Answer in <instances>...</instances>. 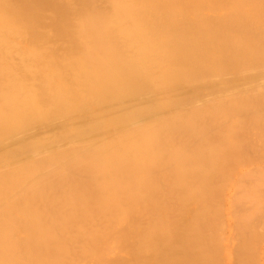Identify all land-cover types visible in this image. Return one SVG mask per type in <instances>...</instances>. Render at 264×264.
<instances>
[{
	"label": "bare ground",
	"instance_id": "bare-ground-1",
	"mask_svg": "<svg viewBox=\"0 0 264 264\" xmlns=\"http://www.w3.org/2000/svg\"><path fill=\"white\" fill-rule=\"evenodd\" d=\"M257 143L264 0H0V264H253Z\"/></svg>",
	"mask_w": 264,
	"mask_h": 264
},
{
	"label": "rangeland",
	"instance_id": "rangeland-1",
	"mask_svg": "<svg viewBox=\"0 0 264 264\" xmlns=\"http://www.w3.org/2000/svg\"><path fill=\"white\" fill-rule=\"evenodd\" d=\"M21 45L23 46V45H24V42H23V44H21ZM26 46H27V48L30 47V46H28V45H26ZM30 48H31V47H30ZM31 49H33V48H31ZM24 50H25V49H23V51H24ZM1 51H2V50H1ZM27 51H28L29 53H31L30 50L27 49ZM32 52H33V51H32ZM58 52H59V51H58ZM41 58H42V59H41ZM41 58L38 59V60H40V61L43 60L44 63H40V61H39V62L37 61L36 63H37V64L40 63L41 65H44V66L47 65L48 62L43 58V56H42ZM43 61H42V62H43ZM46 62H47V63H46ZM36 63H35V64H36ZM257 129H259V128H257ZM257 129H256V130H257ZM252 132H253V133H254V132L256 133L257 131L254 130V131H252ZM256 145H257V149H258L259 151H260V149H261L262 147H264V146H262L261 143H257ZM259 145H260V147H259ZM259 151H258V152H259ZM253 157H255V156H253ZM259 157H260V155H259ZM252 159H253V160H251V161H248V162H247V161H243V162H240V164H237V166H239L240 169L235 165V167H233V168H236L237 170L239 169V170H240V173H239L238 171L236 172V170L234 169V172H235V173H232V172H233V170H232V171H231V174H234L235 176L233 175V176L231 177V176L229 175V176L227 177L228 179L231 177L232 180H229V181H228V180L226 179L228 182L224 181V185H225V183H226V185H227V186L225 185L224 187H227L226 189H229V190H228L229 192H228L227 190H224V187H223V191H225L226 193L223 192V193L220 195L221 192H219V197H221V198L226 194V196H227L228 198H231L232 200H234V199L236 200V199H237L236 202H232V201H231L230 199H228V198H227V199H228V200H227V199L225 198L226 196L222 198L223 201L226 199V200H225V203H226V204H228L229 201H231L230 203H232V205H231L230 203H229V204H230L231 206H233L235 209H233V207H231L230 205H226V204H224L223 201H222V202L219 201L218 209L221 210V211H224V212H225V210H226L225 213H227V212L230 210V212H229V213H230L229 216H228V213H227V214H226V215H227L226 217H224V216H222V218L220 217V219H221L220 222H222L223 228H224V224H223V220H224V219H223V217H224L225 219L228 218V217H230V219L227 220V222L224 220L226 226H227V223L229 222L228 227L226 228V226H225V229H226V230H229V229L232 230V228H233V230H234V228H235L234 231L236 232V227H235V225L233 224V226H234V227H233L231 224H232V223H235V224H236L237 221H238L237 224L240 223V225H237V224H236V226H237V231H238L236 234H235V232L232 234L233 231H231V230H229L230 232L227 231V233H226V230H224V229L222 230V231H224V232L221 231V233H222L221 235H223L222 237H223L224 241H225L226 239H227V241H228V239H229V241H231V240L234 241L235 239H237V241H235L234 243H233V242H229V241L226 242L227 247H228V246L230 247V248H229L230 253H228V254H229L230 256H231V255H234V254H233V252H234L233 249L235 250V246H236V248H238L237 245H239V240H243L245 236H246V237H249V236H251V234L253 233L254 235H253V234H252V235L255 236L256 238H258V240H259V241L256 242L257 244H255V246H254V248H253V249H254V250H253V252H254V255H253V256H255L256 253H257V258H255L256 256L253 258V264H256V263H257V264H261V263L264 264V262H262V261H264V255H262V254H264V252H261V251H264V250H261V251H260L261 246H264V245H262V243H264V242H262V241H264V235H261L262 237L259 235V234H261V233H264V231H260L261 229H259V227H258L259 224H258V225H257V224L255 225V223H258V221H259V223L264 224V218H262V217H264V211H262V210H258L259 212L261 211V212L259 213L257 210L255 211V207H256V209H260V208H264V207H261V205H259V204H258V206H256V204H254V202H253V201H258L259 197H260V201H261V196H264V192H262V191H264V190L260 189L261 186H262V188H264V185H261V186H260V183H259L260 181L262 182V180H264V178H262V177H264V173H262V172H264V171H262V169H264V166L261 165V164H264V163H262V162H264V158H262V157L259 158V161H260V162L258 161V158H257V157H256V158H252ZM254 159H255V160H254ZM253 161H254V162L257 161V162H255L254 165H250V164H249L250 166L253 167L252 169L249 168V165H248V167H247V166H246V167L244 166L245 168H243V165H242V164H244V163H250V162H252V164H253V163H254ZM261 161H262V162H261ZM241 163H242V164H241ZM256 164H257V165H256ZM259 164H260V165H259ZM241 165H242V167H241ZM254 166H258V167H257V172L255 171V167H254ZM260 167H261V168H260ZM242 168H243V170H242ZM247 168L250 169L252 173H251V175H249V178H248V177H245L247 180L243 179V183L246 182L245 184H246L247 188H246L245 184H242V185H243V186L245 187V189H247V190H245V189H242V190H241V189H239L237 186H238V184L241 182L240 179L242 180V178L244 177L243 175L246 174V176H247V174L250 173V172H249L250 170H246ZM259 168H260L261 170H260ZM253 169H254V172H253ZM244 170H245V171H244ZM242 171H244V172H242ZM246 171H247L248 173H247ZM258 171H260V172L262 171V172H261V174L258 175V177L256 178V176H257L256 174L258 173ZM241 172L243 173V175H242ZM254 173H255V175H254ZM239 174H240V175H239ZM238 175H239V176H238ZM253 175H254V178H252V179H254V181H253V180L251 181L250 178H251ZM260 176H262V177H261V180L259 179V180H260V181H259V180H257V179L260 178ZM234 177L236 178V182H237L238 184H237L236 182L234 183V181H235V180H234V179H235ZM240 177H242V178H240ZM237 179H238V181H237ZM255 179H256V180H255ZM233 180H234V181H233ZM230 181H233V183H230V184L232 185V186H231L232 188L229 186V182H230ZM248 181H249V182H248ZM255 181H257V182H256L257 185H255L256 191H253V190H254V186H253V185H254ZM253 182H254V183H253ZM241 183H242V182H241ZM241 183L239 184V186H240V188H243V186L241 187ZM251 183H253V185H252ZM256 183H255V184H256ZM235 184H236V186L234 187ZM262 184H264V183H262ZM228 186H229L230 188H228ZM233 187H234V188L237 187V188L234 189ZM250 187H252V188L249 189ZM257 187H258V188H257ZM233 189H234V190H233ZM238 189H239V190H238ZM248 189H249V192H248ZM231 190H232V191H231ZM236 190H238V191H237L238 193L241 192V191H242L241 193H243V191H244V193H245L244 196H245V195H246V196L244 197L243 194H241V195L244 197V198H243V197L240 195V193L238 194V193L236 192ZM259 190H260V191H259ZM261 190H262V191H261ZM234 191H235L236 193H234ZM246 191H247V192H246ZM251 191H253V193H251ZM228 193L231 194V195L228 196ZM247 193H251V196H249ZM260 193H261V195H260ZM223 194H224V195H223ZM256 194H257V195L259 194V195L257 196ZM231 196H232V197H231ZM248 196H249V197H248ZM252 196H255V197H252ZM234 197H235V198H234ZM236 197H237V198H236ZM240 197H241V198H240ZM247 197H248V199H247ZM256 197H257V200H256ZM221 198H219V199L221 200ZM224 198H225V199H224ZM249 199H250L251 201L253 200L252 202H253L254 205H252V203L249 204V202H251V201H248V202H247V200H249ZM243 200H244V201H243ZM262 200H264V197H262ZM227 201H228V203H227ZM237 201H239V203H238ZM240 201H241V202H240ZM242 201H243V203H242ZM245 201H246V204L244 203ZM220 202H221V204H220ZM222 203H223L224 205H223ZM236 203L239 204V205L241 204L240 207H239V205L237 206ZM247 203H248V204H247ZM256 203H259V202H256ZM235 204H236V205H235ZM260 204H262V201H261ZM221 205L224 206V210H222L223 207H222ZM247 205H249V206L251 205L252 207H251V206H250V207H251L252 209L254 208V210L252 211L253 215H255V212H256V216H255L253 219H251V218L253 217V215L250 214V213H251V212H250L251 210L249 209L250 207H249V206L247 207ZM225 206H226V207H225ZM235 206H237V207H235ZM242 206H244V207L242 208ZM220 207H222V209H221ZM228 207H229V208L231 207L232 209H229ZM245 207H246V208H245ZM227 208H228L229 210H228ZM236 208H242L241 211H240V213H239V210H238V209H237L238 211L236 210ZM244 208H245V210H243ZM219 210H218V211H219ZM231 210H236V211H237V212H236V215L239 214V215H237L238 217L235 216V214H234L235 217L233 216V214H232V216H233V218H236V217L239 218L238 220H237V218H236V221H234L235 219L233 220V218H232V216H231V213H232L233 211H231ZM246 210H247V211H246ZM221 211H219V216H221V214H220ZM244 211H245V212H244ZM224 212H223L222 215L225 214ZM247 212H248V213L250 212V213L248 214ZM233 213H234V212H233ZM246 213H247V214H246ZM244 214H245V215H248V216L244 217V216H245ZM261 214H262V217H261L262 219L260 218ZM240 215H241L242 217H241ZM250 216H251V217H250ZM248 217H249V218H248ZM257 217H258V218H257ZM240 218H241V219L243 218V220H242L243 222L241 221ZM255 218H257L256 221H255ZM222 219H223V220H222ZM247 219H248V220H247ZM250 219H251L252 221H251ZM258 219H260V220H258ZM230 220H231V221H230ZM232 220H233V222H232ZM244 220H245V221H244ZM249 220H250V221H249ZM257 220H258V221H257ZM239 221H241V222H239ZM247 221H249V222H247ZM246 222H247V224H246ZM250 222L252 223L251 225H250ZM230 223H231V224H230ZM242 223H243L244 226L246 225V227H247V225H248V223H249V226L247 227V230H248V231L246 230L245 227H244L245 229H243V227H242V226H243ZM244 223H245V224H244ZM253 224H254V225H253ZM241 225H242V226H241ZM252 225H253V226H252ZM229 226H231V227L229 228ZM240 226H241L242 229L239 228ZM250 226H252V230H256L257 234H255V231L252 232V230H251V231L249 230V229H251ZM256 226H257V227H256ZM262 226H264V225H261L260 228H262ZM249 227H250V228H249ZM255 227H256V229H253V228H255ZM257 229H259V230H257ZM240 230H242V231H244V232H247V233L250 232V233H248V234L246 233V234L244 235V233L239 232ZM262 230H264V228H262ZM258 231H259V232H258ZM223 233H225V234H223ZM228 233H229V235H230V233H231L232 236H229ZM239 233H240V235H238ZM226 234H227V235H226ZM234 234H235V237H234V239H232V237L234 236ZM242 235H243L244 237H243ZM248 235H249V236H248ZM256 235H258V237H257ZM227 236H229V237L226 238ZM236 236H237L238 238H236ZM230 237H231V238H230ZM241 238H242V239H241ZM260 238L262 239V241H260V240H261ZM230 239H231V240H230ZM221 241H222V238H221ZM224 241L221 242L222 245L225 243ZM236 242H237L238 244H236ZM261 242H262V243H261ZM229 243H230V245H231V244H235V245L230 246V245H228ZM260 243H261V244H260ZM258 244H260V245H259L260 248L258 247ZM223 247H224V246H223ZM223 247H222V248H223ZM255 247H256V248H255ZM231 248H232V250H231ZM224 249H225V248H224ZM255 249H256V250H255ZM261 249H264V248H261ZM229 250L226 249L225 251H228V252H229ZM236 251H237V249H236ZM236 251H235L234 253H236ZM258 251H259V253H258ZM222 252H223V254L226 253V252H224L223 249H222ZM258 254H261V255H260V258L258 257ZM235 255H236V254H235ZM235 255H234V256H235ZM261 258H262V259H261ZM232 259H234L235 261L232 260ZM255 259H256V260H255ZM258 259H259V261H261V262H259ZM230 261H231L230 264H233V263L236 264L235 262H237V257H236V258H234V257L232 258V256H231V257H230ZM254 261H255V263H254ZM232 262H233V263H232ZM258 262H259V263H258Z\"/></svg>",
	"mask_w": 264,
	"mask_h": 264
}]
</instances>
